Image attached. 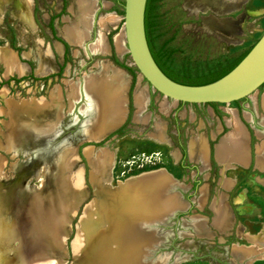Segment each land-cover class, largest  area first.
I'll list each match as a JSON object with an SVG mask.
<instances>
[{
	"label": "rangeland",
	"instance_id": "374dc122",
	"mask_svg": "<svg viewBox=\"0 0 264 264\" xmlns=\"http://www.w3.org/2000/svg\"><path fill=\"white\" fill-rule=\"evenodd\" d=\"M107 16L100 54L92 45ZM123 16L124 0H0V264H264V85L252 98L177 102L164 113L163 96L132 63ZM148 25L170 79L201 86L260 38L264 0H151ZM115 72L127 118L98 133L103 118L85 77ZM138 88L148 93L145 123L133 119ZM231 110L248 132L246 164L216 158ZM202 136L207 163L191 153ZM77 174L75 204L67 192Z\"/></svg>",
	"mask_w": 264,
	"mask_h": 264
},
{
	"label": "water",
	"instance_id": "95a60500",
	"mask_svg": "<svg viewBox=\"0 0 264 264\" xmlns=\"http://www.w3.org/2000/svg\"><path fill=\"white\" fill-rule=\"evenodd\" d=\"M147 0H124V33L132 63L162 96L187 104H230L249 97L264 85V32L245 57L224 77L189 86L171 80L156 64L145 32Z\"/></svg>",
	"mask_w": 264,
	"mask_h": 264
},
{
	"label": "crops",
	"instance_id": "0c3cea01",
	"mask_svg": "<svg viewBox=\"0 0 264 264\" xmlns=\"http://www.w3.org/2000/svg\"><path fill=\"white\" fill-rule=\"evenodd\" d=\"M25 17H26V15H25ZM112 19H113L112 16H107V17H101L99 20V25H100V30H99V34H98L99 38L95 42L96 44L94 43V45H95L94 48L96 49V50L94 49V51L99 52L100 54H104V53L108 52V46L105 42V35L103 32V29H105V24L112 21ZM106 20H107V22H106ZM117 43L119 44L120 42L117 41ZM94 45H92V46H94ZM4 50L12 56L11 65H15L17 62V58H16L15 54H12L11 50L6 49V48H3L2 52H4ZM1 55H2V53H1ZM2 59H3V62L5 63V65L11 66L9 64V62H7V60L5 58H3V56H2ZM105 72H106V70H105ZM122 77L123 76L121 74H117L115 72V73L110 74L109 76L105 75V74L104 75L101 74V76H99L98 80H94L92 76H90V77L86 76V78H85L86 92L92 93L94 95L95 100H96L95 101L96 104H97V101L100 100V97L103 96V98H107V95H109V93L111 96L110 98H111L112 104H115L114 108H113V113L109 114L107 112L106 117L103 120V122H101L100 124L97 123L96 127L98 130V133H101V132H104L107 130L112 131V130L118 129L120 127V125L127 118V108H126L127 99H126V95H125V90L127 87L122 84V81H123ZM87 79H90V81H89L90 83L88 84L89 88L87 87ZM93 88L95 90H92ZM139 90H141L142 92L145 93L144 109L142 111H139L138 106L135 103L134 105H135L136 109H135V115H134L133 119L135 122L145 123L147 121V115H144L143 112L145 111V109L147 107L148 93H147V90L145 88L136 89V91L134 92V95H133V102H135V94ZM254 94L255 93L251 94L249 97H251V98L254 97ZM262 98H263L262 104L264 106V95L262 96ZM105 101H109V100H105ZM176 103H177V101L168 100L166 97L163 96V101L160 103V108H161L162 112L168 113V111L170 110V107L174 106ZM108 104H109V102H108ZM108 104H106L104 106H108ZM95 108H96V106H95ZM89 110L95 111L94 108L89 109ZM107 110H108V107H105V111H107ZM230 112L232 115H234V110H231ZM232 115H231V118L228 119V124L230 123L229 126L231 129H230V131H228L224 135V137L219 142V144L217 146L216 158H218V159L220 158L224 162L246 164L249 162V153H250V143H249L248 132H247L244 124L238 119L236 114H235V117H233ZM137 117L139 118L140 121L138 120ZM247 117H248V119H250V116H247ZM232 118L233 119L235 118L233 122H232ZM141 119H142V121H141ZM109 120L113 123L112 127H108L107 124L104 123V122H107ZM235 123L237 125H235ZM261 125L264 128V118H262ZM257 131H258L257 132L258 137L260 139H264V130L263 131L257 130ZM30 134H32V133L30 132ZM42 135H43V133L42 134L37 133L35 136L43 137ZM39 139H40L39 140L40 143L44 141L41 138H39ZM200 141H201V145L202 146L205 145V146L201 147V150L199 153V159L202 162L207 163L208 157H209V148H208L207 138L205 136H202V138H200ZM262 146H264V140H262L261 144H258V149H260ZM90 150L91 149H89V148L86 149L87 155H88V152ZM158 179L159 178L157 177L155 179H152V181L154 180L153 182H159L160 180H158ZM200 192L204 193L202 188H201ZM203 193L200 195V198L198 200L199 202H202V200L204 198ZM158 195H159V193H158ZM183 207H184V205H183ZM214 213H215V211H214ZM215 216L217 218H219L218 213H215Z\"/></svg>",
	"mask_w": 264,
	"mask_h": 264
},
{
	"label": "bare ground",
	"instance_id": "6f19581e",
	"mask_svg": "<svg viewBox=\"0 0 264 264\" xmlns=\"http://www.w3.org/2000/svg\"><path fill=\"white\" fill-rule=\"evenodd\" d=\"M26 5L28 6V3L26 2ZM86 16V15H85ZM85 16H83V17H85ZM90 16V15H89ZM23 19L25 20V21H27V22H29V24H31V17H30V13H27L26 14V17H24L23 16ZM109 21V20H108ZM106 22H107V20H106ZM104 26V25H103ZM102 26V27H103ZM122 34H124V33H122ZM125 35V34H124ZM124 35H122V36H124ZM81 37V36H80ZM125 37V36H124ZM102 38V37H101ZM102 40V39H101ZM96 44V43H95ZM101 44V43H100ZM94 45V44H93ZM95 47V45L94 46H92V49H95L94 48ZM97 47V46H96ZM101 47V46H100ZM96 50V49H95ZM5 52V53H4ZM4 52H2V56H3V58H5L6 60H7V62H9V64L11 65V63H12V56L8 53V52H6L5 50H4ZM96 52V51H95ZM90 77V76H89ZM86 78V77H85ZM90 81V79H87V87L89 88V82ZM86 83V82H85ZM76 86V85H75ZM59 94V93H58ZM74 94V93H73ZM60 97V96H59ZM58 97V98H59ZM111 96H110V93H109V95H107V98H103V96L102 97H100V100L99 101H97V104L95 105L96 106V111H99V113L98 114H102V116H100L101 117V119L103 118V120L105 119V117H106V113L108 112L109 114H112L113 113V108H114V105L115 104H112V101H111V98H110ZM56 98V97H55ZM71 99V98H70ZM104 100V101H103ZM105 100H109V101H105ZM144 101H145V93L144 92H142L141 90H139V91H137L136 92V94H135V102H134V104L136 103L137 104V106H138V109H139V111H142L143 109H144ZM175 101V100H174ZM57 102V101H56ZM102 102L104 103L103 104V107H102ZM108 102H109V104H108ZM60 103H58V105H59ZM106 104H108V106H104V105H106ZM55 105H57V104H55ZM117 106V105H116ZM50 107H52V106H50ZM105 107H108V110L107 111H105ZM59 108V107H58ZM107 109V108H106ZM117 110V109H116ZM94 112V111H93ZM138 115V114H137ZM233 117H235V113H234V115H232ZM111 118V117H110ZM138 118V117H137ZM235 119V118H234ZM234 119L232 118V122L234 121ZM103 120H102V122H103ZM138 120H139V118H138ZM140 121V120H139ZM141 121H142V119H141ZM105 124H107V126L108 127H112L113 126V123L109 120V121H107V122H104ZM109 123V124H108ZM230 124V123H229ZM233 124V123H232ZM235 125H237L236 123H235ZM240 129V128H239ZM232 133V132H231ZM233 134V133H232ZM238 134V133H237ZM239 136V135H238ZM33 139H35L34 137H33ZM203 146H205V145H203ZM202 145H201V141H199V143H197L196 144V142H193L192 144H191V153H194L196 156H198V158H199V153H200V150H201V147H203ZM205 148V147H204ZM206 149V148H205ZM90 152L91 151H89L88 152V154H90ZM105 153V152H104ZM73 155H72V153H71V156H70V158L72 157ZM90 156V155H89ZM261 157V156H260ZM72 159V158H71ZM104 159H108V156L107 155H105V157H102V158H99V160L97 161V163L96 164H98L97 165V169L99 168V169H101V168H103L104 167V165H103V160ZM107 163H108V160H107ZM101 171V170H100ZM103 173H105V169L103 168ZM162 178V177H161ZM155 179V178H154ZM157 180V179H156ZM155 180V181H156ZM158 180H160V179H158ZM154 181V180H153ZM80 184H81V179H80V175L79 174H77L76 176H74L72 179L70 178V182H69V186L72 188L71 190H69L68 192H67V194H68V200H70V202H72V203H77V202H79V200H81V199H83V198H81L80 197V195L79 194H77V193H75L74 192V189H76V188H80ZM122 184V183H121ZM120 184V185H121ZM150 186H151V184H150ZM158 186V185H157ZM156 186V187H157ZM122 191V190H121ZM124 191V190H123ZM118 192V191H117ZM203 193V192H202ZM201 193V194H202ZM172 201H174V200H172ZM171 201V202H172ZM70 204V203H69ZM4 205V204H3ZM176 205H179V204H176ZM185 205V204H184ZM217 205L218 204H216V205H214V208H216L217 207ZM76 206V205H75ZM70 207V206H69ZM71 207H73V206H71ZM170 207V206H169ZM2 208H3V206H2ZM1 208V209H2ZM67 209V208H66ZM73 209V208H72ZM220 208H216V209H214V211H215V213H218V215L220 216L221 215V209L219 210ZM5 210V209H4ZM74 211V210H73ZM222 211H223V209H222ZM70 212V211H69ZM58 216V215H57ZM64 216V215H63ZM69 218H70V215L68 216ZM63 219V218H62ZM61 219V220H62ZM58 219H56V221H57ZM65 222V221H64ZM66 223V222H65ZM61 224V223H60ZM57 242L59 241V236H55V238H54ZM81 246V245H80ZM47 254H48V256H50V258L51 259H53V258H55V256H54V254L49 250L48 252H47ZM133 260H134V257H132V256H130L129 258H128V261L130 262V263H132L133 264ZM126 261V260H125ZM125 261H124V263L123 264H125ZM129 262H126L127 264H130ZM53 264V263H52Z\"/></svg>",
	"mask_w": 264,
	"mask_h": 264
},
{
	"label": "trees",
	"instance_id": "16d2710c",
	"mask_svg": "<svg viewBox=\"0 0 264 264\" xmlns=\"http://www.w3.org/2000/svg\"><path fill=\"white\" fill-rule=\"evenodd\" d=\"M150 10H151V0H147L146 10H145V32H146V38H147L148 46L150 48L151 54H152L156 64L158 65V67L163 71V73H167L162 68V65L154 57V54H153V51L151 48V42H150V37H149V25H148V17H149ZM246 54H244L241 58L237 59L236 61L229 63L228 65L219 66V67L211 70L209 75H208L211 77V79L209 81L203 83V85L215 82V81L219 80L220 78L224 77L245 57Z\"/></svg>",
	"mask_w": 264,
	"mask_h": 264
},
{
	"label": "flooded vegetation",
	"instance_id": "af4514ba",
	"mask_svg": "<svg viewBox=\"0 0 264 264\" xmlns=\"http://www.w3.org/2000/svg\"><path fill=\"white\" fill-rule=\"evenodd\" d=\"M162 72H163V71H162ZM164 74H166V73H164ZM166 76H168V77H169V75H167V74H166ZM169 78H170V77H169Z\"/></svg>",
	"mask_w": 264,
	"mask_h": 264
}]
</instances>
